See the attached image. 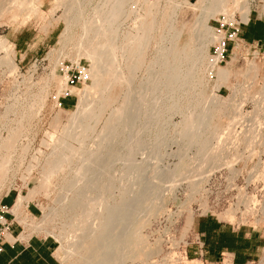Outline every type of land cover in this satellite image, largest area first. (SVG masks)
<instances>
[{
    "label": "rangeland",
    "instance_id": "obj_1",
    "mask_svg": "<svg viewBox=\"0 0 264 264\" xmlns=\"http://www.w3.org/2000/svg\"><path fill=\"white\" fill-rule=\"evenodd\" d=\"M101 1L102 0H91L87 2L88 4L86 3L85 5L83 16H86V19H89V17L91 18V10H93ZM146 1L148 3H156V11L158 13L156 20L157 28L152 30L153 32L151 31V43L145 52H143L142 55L140 54V56L135 60V63L140 65H138L139 69H137L135 72V78H133L134 80H132L130 85L126 82V78L120 79V81H117L116 78H114L111 80L110 85L106 87L108 84L107 77H104L100 83H96L94 85L93 90L96 93L91 96L97 98L100 114H98L97 111L99 118L96 122H90L94 131H92V135L89 134V138L85 140V148L92 149L94 147V142L97 140V134L111 116L113 109L124 103V95L126 94V90L136 87L137 90L141 92L137 86L143 84L145 81L144 79H146L147 71H145V67L147 66L146 64L154 59L156 55V43L159 41L160 36L166 35L168 39L173 41L174 53L181 59L182 64H184L191 55L192 47L194 50H197V47H199L196 41H193L195 43H193L194 46H192L191 42L188 41V36H190L189 30L194 24L196 17L200 15V9L192 7V4H194L196 0H174V2H178V5L171 16V19L173 18L172 25H168V22L166 21L164 22L161 14L165 8L167 9L169 6H171V0ZM232 1L233 0H225L228 8L225 15L217 14L213 17H210L206 22L207 26L210 27L211 31L216 36H218L219 39L224 36L227 38L233 32L232 28L229 27V25L232 23H239V26L240 24L244 23L241 18V12L244 10L249 11V18L253 16L264 18V0H241L242 3L240 2L239 7L237 8H235L236 6H234ZM53 2V0L34 1L35 7H37L38 11L40 12L36 16L30 15L29 17H26L22 15L21 17L17 15L18 13L15 12V9L11 10V12L6 11L0 16V39L5 40V42H7V46H10V49H13L10 53L6 45L0 46V148H2L0 149V156H6V148L13 147L14 149L11 154L12 157L10 160L9 171L6 173L5 178L0 181V198L10 190H16L17 192H21L20 195L27 196L29 190L34 189V195L28 201L33 200L42 211V217L37 220L36 224H42L41 220L44 218L43 215H46L49 210L51 211L54 209H59L60 215L54 218V220L52 219L53 221L51 220L47 224H43L46 226L45 228L42 227V225L41 228L36 231L34 230V227L37 225H34L32 221L28 222L26 220L25 223V221L22 222L21 220L20 222L24 226L31 228V233L52 236L57 241L58 247L63 245L62 247H66L68 249L72 246V248L75 250L77 243L71 241L78 240V236L80 235L78 226L82 220L83 211L88 201H90L88 204L95 206L94 208L96 211H100L101 207H99V202L104 198L106 194L105 192L107 190V193L113 194V202L115 203L116 201L118 202L120 200V193L122 191L126 190L129 192L132 190L128 194L131 198L133 194V196L140 195L144 189L148 190L149 188L150 192L148 190L144 191L146 193H142V195H146H144V203L142 204L143 206L138 208L140 212L138 210H134L132 213L133 218H135L139 224L141 243L140 241L138 242L139 244L137 243L133 253H130V255L124 260L123 264H230L231 262L229 256H224V260L219 259L212 262L206 258L205 254L203 257L194 255V260L188 257V250L192 251L193 247L197 245L198 240L200 242L202 241V237L198 235L196 225L197 221L202 215L210 211L209 207L211 206L213 200L218 199L220 206L224 205L225 208H227L229 205L232 207L231 209H234L235 213L237 214L234 216V221H229L224 217V213L223 215H219L217 211L212 212V214H214L220 221L222 220L226 224L231 223L234 226L239 225L240 228L243 229H253L255 234L261 236V244L258 248V251L249 259V262L246 264H264V51L258 50L254 45L244 43L240 39V36L237 35L236 37H232V41H225V60L223 63L213 67L212 69L208 65V59L215 56L214 53L217 48L218 41L214 40L205 47L206 59H204L205 61L203 60V65L199 67V70L197 69L193 75L194 89L192 88L193 92L191 91L192 89H190V93L192 95L194 93V102L192 98H189V100H191L193 103H190L191 106L195 105L194 108L196 109L197 106L198 109H204L208 106V104L210 105V102L213 101L212 96L217 95L220 99H225L228 96H232V86L243 85V92H241V94L235 93L233 99L228 102V105H225V109H230V106L231 109L232 107L233 109L237 107V109H239L241 113L245 115L243 120H239L244 123L238 121L239 124H234L236 126H233L232 128V136L231 134L228 135L230 138H228L224 133V131L226 132L228 130L226 129V126L229 122L228 118L222 117L219 119L217 116H215L209 122V126H211L210 128L212 131L218 130V135H214L217 137V140L215 139L216 137L209 135L211 133L208 132L209 134L204 133L203 136H197L198 138L194 136L195 139H199L197 140L196 144L193 145L189 143V140L187 143L191 145H185L188 139L178 137V127L175 126L180 122L181 117L177 113L172 114L169 116V119L164 120L163 124H161L164 130L162 135L164 144L162 147L160 146V159L157 160L154 159L152 155H148L149 148L152 146L151 143H153L152 141L154 139L152 132L145 134L146 137H143L144 139L146 138L145 141L147 143V145L142 148L143 151L139 149V152H137L138 150L136 151L137 155L134 153V158H132L134 164L140 162V160L145 161L146 170L142 172L143 177H141L143 179L145 178L144 181L143 179L141 180V183L142 181L144 182V184L142 183L143 185L139 184L140 182H135L138 174L131 171L128 174V177L120 182L121 174L123 175L122 172L124 171L121 163L118 162L117 158L113 157V154L115 157L117 155V157H119V153H122L120 151L122 150V145H119L120 147L115 146V140L117 138L113 140L112 137L110 143H113V141L115 142L112 145L109 143L108 146L110 147H106L108 155L104 150L101 153L100 158L101 160H104V162H102L103 165L106 163V160L109 162V159L111 160L112 158L113 159L110 162L114 161L113 165L115 163L116 164L112 167V170L110 169V171L107 173L112 178L105 179L106 183L105 180H103V182L99 181V183L102 182L101 188L97 181L98 179L100 180L101 175L99 176V174L101 173L100 167L102 163L98 166L99 169L96 167L90 170L92 174L90 172L87 173L86 178H88H82V180H80V184V178L75 179L77 177L75 170L79 164V162L76 161V163L74 162L75 164L72 163V166L70 164L65 166L66 168H62L64 171L62 170L56 172L55 175L50 178L49 181L51 182H49L50 184L47 185V190H44L41 186L42 183L40 182L42 172L41 168L44 167L46 155L50 152V145H52L50 143L51 140L49 139V136L52 135L54 138L60 136L62 128L66 125L71 117L70 112L75 111L78 101V91L85 85H91V79L88 76V81L85 84L67 85L68 88L74 89L72 93H65L66 90L64 88L57 87L59 86V78L66 76L65 71L70 68L71 64L76 63L75 60L80 54L81 47L77 46L78 43L75 41L79 37L78 34H81V29L79 25H76L71 31L70 39H63L60 36L61 31H63L62 29L65 28V21L61 17L63 8L61 6H59V8L58 6L56 7L54 4L55 2ZM52 4H54L56 9ZM53 8L54 10H52ZM138 8L139 5L136 7L137 13H142L143 10ZM238 8L240 9L238 10ZM203 16L207 17L208 13L206 11L203 12ZM150 20L151 18H148V23H151ZM121 21V32L122 30L123 32L133 30L134 19L132 16L124 18ZM55 28H57V31L53 35V39H50V36H52V34L50 35V32ZM216 30H221V37L218 35ZM20 34H27L29 38L35 37L33 44L28 47L26 55L23 53H18L12 42ZM48 40H50L49 43ZM78 47H80V49ZM9 54L12 58L13 64L16 67L14 71H10L4 63L6 55ZM77 62H80L81 65H84L86 69H88L90 66V61L85 57H79ZM229 62L230 66H226ZM120 64L122 73L126 75L127 71L123 66L124 62L122 60H120ZM254 65H257L256 67L258 71L256 73L254 70ZM224 67H229V70L231 71L229 73L224 72ZM156 69L157 67H155L154 71ZM141 81L143 83H141ZM138 91L132 90L133 101H136L138 96H140ZM136 92L138 95L135 94ZM68 93L70 95L65 99H62L64 94ZM134 96H137L136 99ZM148 98L149 103L151 102V98ZM132 99H130V101ZM186 99L188 98L182 99V102L184 100L182 103L183 106L187 105V102L185 101L188 100ZM63 100L67 101L63 102ZM133 101H131L132 104H129V108L131 105L135 104ZM59 102H61V107L57 106ZM70 102L72 103L71 106L69 104ZM30 105L31 107L33 105V110L31 109ZM149 105L150 103L148 106ZM29 108L30 110H28ZM256 114L257 116H255ZM246 119H248L247 122ZM55 120L57 121L56 123L54 122ZM54 124H56V126ZM121 124L119 127L117 126L118 129L116 130L118 131V134L122 132V136L119 135V138L121 140L124 139L122 141L125 142L127 139H129V135L131 138V134H129L130 132L128 133L129 135H127L130 127H127L124 131L123 129L125 127H122ZM120 127L123 129L121 130ZM123 131L125 132L124 136ZM94 138H96V140ZM213 139L215 141H221V145L219 142H215ZM201 140L204 143L208 142L209 146L212 145V147L209 148H212L213 150L215 147H217V144L218 146L222 147L223 143L224 145L221 151L222 153L220 152L221 156L219 159L223 158L221 160H223V162L226 161L227 164L210 172H204L201 175H194L196 169L195 166L198 161H192V158H194L195 154L199 153V148L201 149V152H203L205 149L202 147L203 142ZM73 141L74 140L70 141V144H73V147H77L78 143L76 144V141ZM195 141L196 140H194V142ZM148 144H150V147ZM9 145L11 147H9ZM214 145L215 147H213ZM209 148H206L207 150L205 149V152H208L210 150ZM111 149H113L112 152H110ZM183 152H186V154ZM109 154L112 157H109ZM183 154H185V156ZM178 155H180V157L183 155V160H179L180 157ZM187 158H189L188 160L190 161H188ZM150 162L151 164H149ZM75 165L76 168H74ZM181 165L184 167L182 166L183 168H181V170H183V172L180 170V175L184 176L185 174L187 176L189 174V177L182 179L178 178L179 180L177 179L178 181L176 180V182H166L161 184L159 181H156L158 180V177L155 178L157 176L156 174L160 172V170L163 171V169H166L165 171H167L168 169V171H171V169H174V166L178 167ZM70 167L71 169H69ZM203 168L206 170L209 168V166ZM148 170L150 172H148ZM213 172H218L221 177L214 182L207 183L205 179ZM133 175L136 177H133ZM153 175L155 177L151 178ZM150 178L153 179L151 182L154 183L149 184V187L146 188L145 184L148 186V183L145 181L149 182ZM197 178L201 181L199 180V182H197L198 185L194 187L193 179L195 180ZM83 180L86 182H82ZM130 181L132 184H129ZM156 182L157 185H159L158 187L155 185V188L154 184H156ZM69 183L72 184L70 185L72 187L69 186ZM92 183L94 185L96 184V186H93ZM84 184L87 188L84 187ZM191 184L193 185L191 186ZM102 186H104V188L106 187L107 190ZM141 186H144V189ZM158 191L161 192V198L159 195V199L157 195L159 193ZM77 193L83 195H80L81 197L76 196L75 194ZM154 193L157 194L155 195ZM73 194L75 197H79L78 200L73 196ZM147 195L149 196L148 198L152 199H148ZM63 199L66 202L70 201L69 203H72V201H76L77 203H72L71 207V204L68 202V204L63 202ZM79 200L81 201L78 202ZM110 202L113 203L112 200ZM63 203H66L65 205H69L70 207L64 206V209H60ZM246 203H249V205L246 206ZM152 205H157L161 208L153 212L150 211ZM23 206L20 208L16 216L22 214ZM67 209L68 211H66ZM80 211L82 214H80ZM189 217L192 218V221L189 225H187ZM94 220L95 219L93 218L88 220L87 223L90 227L96 225L97 221ZM0 237L4 242L6 238V232H3V228L1 227ZM58 239L60 240V243ZM70 242L72 245L68 246V243L70 244ZM72 248H69V251H71ZM126 251V249L123 251L119 250L117 257L124 255ZM146 253L148 256H146ZM57 259L62 264H74L75 258L72 257L70 260H64L63 258L59 257ZM118 261L117 264L120 263V259Z\"/></svg>",
    "mask_w": 264,
    "mask_h": 264
},
{
    "label": "bare ground",
    "instance_id": "obj_2",
    "mask_svg": "<svg viewBox=\"0 0 264 264\" xmlns=\"http://www.w3.org/2000/svg\"><path fill=\"white\" fill-rule=\"evenodd\" d=\"M34 1L33 0H1L0 1V16L6 11L11 12V10L13 9H15V12L18 13L17 15L21 17L22 15L26 17H29L30 15L36 16L40 12L38 11L37 7H35ZM53 1L55 2L53 3L55 4L56 7L58 6L59 8V6H61L63 8V13L61 17L65 21V28L62 29L63 31H61V34H60V36L63 39H67V40L70 39L71 31L73 27H75L76 25L80 26L81 34L80 35L78 34L79 37L77 36L78 38L75 42L79 44L78 45L76 43L77 46L81 47V51L75 61L77 63L79 57H85L90 61V66L87 69V75L91 79V85L89 86L85 85L82 89L78 91L77 93L78 101L75 107V111L70 112L71 117L69 121L66 123V125L62 128L60 136H58L57 138H54L52 135L49 136V139L51 140L50 143L52 145H50L51 146L50 152L46 155L44 167L41 168L42 172H41L40 182L42 183L41 186L44 190L45 189L47 190L46 187H48L47 185L50 184L49 182H51L49 180L50 178H52L53 175H55L56 172L62 171L63 170L62 168L70 164L72 166V163L74 162L76 163V161L79 162V164H78L77 169L76 170L73 169V170H75L76 175H77V177L75 176L76 177L75 179L80 178L79 179V183H80V180H82V178H86L87 176L86 174L89 173L90 170L98 167L102 162H104V160H101L100 158L101 153L104 150L106 151V147H110L108 146V144L112 140V137H113V140L117 138L115 140L116 142L113 141V143L115 142V146L122 145L121 147L122 150H120L119 148V150L122 152L121 154L119 153V157H117L118 155L115 157L113 154V157L117 158L118 162H120L123 167L124 172H122L123 175L121 174L120 182L123 179H126L128 177V174L131 171L134 173L136 172L138 174L137 177L133 175V177H136L135 182L137 183L140 182L139 184L143 185L144 184L143 181L145 178L143 179L141 177H143L142 172L146 170L145 161L140 160V162H137L134 164L132 158H134V155L136 154L137 150H138L137 152H139L140 150L143 151L142 148H144L145 145H147L145 141L146 138L144 139L143 137H146L145 134L152 132L154 139L152 141L153 143H151L152 144L151 147H150V144H148L150 148H149V153L148 152L147 153L148 155L150 154V156L152 155L154 159H157V160L160 159L161 157L160 155L161 152H159V150L161 149L160 146L162 147V145L164 144V141L162 139L164 130L161 124H163L164 120L169 119V116L172 114L177 113L181 117L180 122L177 123L175 126L178 127V132H177L178 137L188 139L187 141L185 140L186 141L185 145H188L189 143L193 145L196 144L197 140L199 139H195V137L198 138L197 136H201V135L203 136L204 133L206 134L209 132L211 133V134L208 133L209 135H213V136L218 135V132H217L218 130L212 131L210 128L211 126H209V122L215 116H217L219 119H221L222 117L228 118L229 122L226 126L227 127L226 129L228 130L226 132L224 131L225 135H227L228 138H230V136L228 135L231 134L232 136V128L233 126L234 127L236 126L234 124L236 123L239 124V122H241L239 120L244 119L245 115H243L241 111L237 109V107L235 109H233L232 107L231 109V106H230L229 107L230 109L228 110L225 109L226 108L225 105H228V102L233 99V97L235 96V93L241 94V92H243V87H242L243 85L242 86L233 85L231 88L232 96H228L225 99H220L217 95L212 96L213 101L210 102V105L208 104V106L204 109H198V106L196 109L194 108L195 105L191 106L190 104L192 103V101L189 100V98H192V100L194 98L193 97L194 93L193 95L190 93V89L192 88L194 89L193 75L195 71L203 65L202 64L203 60L206 59L205 47L209 43H212L214 40L219 42L222 39V38L219 39V37L216 36L211 31L210 27L207 26L206 22L210 17H213L217 14L225 15L228 9L227 3L225 2V0H196L195 3L192 4V7L200 9V15L196 17L194 24L191 26V29L189 28L190 36H188L189 37L188 41L191 42L192 46H194L195 44L193 41H196L199 45V47H197V50H194L192 47L191 55L188 57L187 61L184 64H182L181 59L177 57L174 53L173 41L171 39H168L166 35L160 36L159 41L156 43V49H155L156 55L154 59H152L146 64L147 66L145 67V71H147L146 79H144L145 80L144 83L141 81V83L143 84L138 83L140 85L137 87L138 89L141 90V92H139L136 87L132 89L129 87L130 89L129 90L127 89L126 94L124 95V99H125L124 103H122L119 107L113 109L111 116L109 117L107 122L103 125L100 132L97 134V137H96L97 140L96 138H94L96 140L94 142V147L92 149L85 148L86 147V145L84 146L85 140L88 139L89 138L88 135L89 134L92 135L93 133L92 131H94L93 126L91 125L90 122L91 121L96 122L97 119L99 118L98 114H100L99 107H98V100L96 97L91 96L94 93H96L93 90L94 85L96 83H100L104 77H107L108 79V84L106 87L110 85L111 80L114 78H116L117 81H120V79L126 78V82L129 85L132 83V80H134L133 78H135L134 74L137 71V69H139L138 65H140V64L135 63L136 62L135 60L140 56V54L142 55V53L145 52V50L149 47L151 40H152L151 31L157 28V25H156V20H157V15H158L156 11L157 6H156V3H148L146 0H102L93 10H91L92 17L91 18L89 17V19H86L87 17L83 16L84 8H85L86 3L91 0H53ZM170 2L172 3L171 6L168 5L169 8L167 9L165 8V10H163V12L161 13L163 21L168 22L167 23L168 25L173 24L172 23L173 18L171 19V16L174 13L175 8L178 5L177 4L178 2L176 3L174 2V0H171ZM240 2L241 0L232 1L234 6H236L235 8L239 7ZM54 4L52 5L54 6ZM138 5H139L138 9L143 10L142 13H139V14L137 13V10H136V7ZM54 8L52 10H54ZM239 9L240 8H238V10ZM205 11L208 13L207 17L203 16V12ZM241 15H242L241 16L242 21L246 23L249 18L248 17L249 11L244 10L243 12H241ZM39 16H42V15H39ZM129 16H132L134 19L133 30L125 31V32H123L122 30L121 32L120 30V24H122L121 20ZM148 18H151L150 20L151 23H148ZM4 45L7 46V42H5V40L0 39V46H4ZM80 47L78 48L80 49ZM7 49L10 51V53L13 50V49H10V46H7ZM120 60L124 62L123 66L126 68L125 69L127 71L126 75L122 73V70H121L122 68L120 67L121 65ZM216 61H217V58H209L208 65L211 68L215 67ZM4 63L6 64V66L8 67L10 71H14L16 69L15 65L13 64L10 54L6 55L4 59ZM228 65L230 66V62L226 66ZM256 66L257 65H254L255 73L258 71ZM155 67H157V69L154 71ZM141 68H142V65H141ZM224 70H225L224 72L226 73H229L231 71L229 70V67L228 68L224 67ZM66 80H67L66 76H64L63 78H59V83H58L59 86L57 87L64 88L66 90L65 93L67 92L72 93L74 89L67 87ZM193 89L191 90L192 92H193ZM132 90L138 91V93L140 94V96H138L137 99H136L137 96L136 97L134 96L136 101H133L132 99L133 98ZM138 93L136 92L135 94L138 95ZM148 97L151 98V102H149L150 103L149 106H148L149 104ZM185 98H188L186 99L188 101H185L187 102L186 103L187 105L183 106L182 103L184 102V100L182 102V99H185ZM130 99H132L131 101H133L135 104L131 105V107L129 108L130 106L129 104L131 103ZM31 109L33 110V105ZM28 110H30V108ZM97 111H98V114H97ZM255 116H257V114ZM56 120L54 121L55 123L57 122ZM247 120L248 119H246V122ZM241 123H244V122H241ZM120 124L122 125V127H125L124 129L120 127L121 130L123 129L125 131L127 127H130L131 129V131L129 129L127 132V135L131 134V138L129 135L128 136L129 139H127L125 142L122 141L124 139L121 140L119 138V135L122 134V132H120L121 130L119 129L120 130L119 134H118V131L116 130L118 129L117 126L119 127ZM54 125L56 126V124ZM124 131H123V136L125 133ZM177 133L175 132L176 135ZM222 135H219V136H222ZM193 138L194 140H196L195 142ZM215 139L217 140V137ZM72 140L76 141V144L78 143V146L76 145L77 147H73L72 146L73 144H70V141ZM189 140L190 142L187 143ZM223 140H224V136H223ZM215 142H219V141H215ZM113 143L111 142L110 145H112ZM223 145H224L223 143H222V147L218 146V144H217V147H215L214 145L213 146L215 147L214 150L212 148L211 150L209 147H212V145L209 146L208 142H205V143L203 142V146L202 145L201 146L204 147L205 149L209 148L210 150L208 152H205L207 149L205 150L204 148H202L204 149V151L201 152V149L199 148L198 150L199 153L195 155L193 154L194 158H192L193 159L192 161L194 160L198 161V162L195 161L197 162V164L195 166L196 169H195L194 175H201L204 172H210L212 170L218 169L219 167H222L223 165L227 164L226 161L223 162V160H221L223 158L219 159L222 153L221 151L223 149ZM9 147L11 146L9 145ZM13 150H14L13 147L6 148V152H7L6 156L5 157L0 156V181L5 178L6 173L9 171L10 160L12 157L11 154ZM112 150L113 149H111L110 152H112ZM183 153L186 154V152H183ZM115 154H116V151H115ZM185 154L183 155L185 156ZM178 156L180 157V155ZM182 156L180 158L178 157L179 160L180 159L183 160ZM109 157H112V156H110L109 154ZM112 159L111 160L109 159V162L106 160V163L104 165L103 163L101 164V167H100L101 173L99 174V176L100 175L101 176H100V180L98 179L97 183H99V181L103 182V180L105 179L112 178L107 174L108 171H110V169L112 170V167L116 164L115 163L113 165L114 161L110 162L112 161ZM188 159L189 158H187V160ZM149 164H151V162ZM182 166L183 165L178 166V167L174 166L173 167L174 169L173 170L171 169V171H168V169L167 171H165L166 169H163V171L160 170V172H158L157 174L155 173L157 176L154 174L156 177L153 175L151 176V178L158 177V180L156 181H159L161 184V183H166V182H176L178 178L182 179V178L189 177L188 176L189 174L187 176L185 174L184 176L180 175L181 174L180 170L181 168L184 167ZM206 166L207 167L209 166V168L205 170V168L203 167H206ZM74 168H76V165L74 166ZM69 169H71V167ZM97 169H99V167ZM181 171L183 172V170ZM148 172L150 171L148 170ZM151 178L149 182L145 181L146 183H148V186L147 184H145L146 188L149 187V184L154 183V182H151V180H153ZM142 179H143L142 181L143 184L141 183ZM197 179L195 180L193 179L194 187L198 185L197 182H199L200 180V179L198 180ZM82 182H86V181L83 180ZM102 182L99 183L100 188H101ZM105 183H106V180H105ZM96 184L95 185L93 184V186H96ZM129 184H132L131 181ZM70 185L72 184L69 183V186ZM155 185L158 187L159 184L157 185V182H156L154 186ZM192 185L193 184H191V186ZM0 187H1V184H0ZM79 187H82V186H79ZM84 187H86L85 184H84ZM102 187L104 188V186ZM141 187L143 188L144 186H141ZM148 190L144 189V191H148ZM107 191L105 192L106 194L104 198L101 199L99 202V207H101L100 211H96L94 208L95 206H91L90 204H88L90 201H88V203L86 204L85 209L83 211L82 220L78 226L80 230V235L78 236V240L71 241V242L77 243L76 249L74 250L71 246L69 248H72L73 251L71 249H70L71 251H69V248L68 249L66 247L64 248L62 247L63 246L62 245L61 247H58L56 252H54V256L56 258L61 257L64 260H70L72 259V257H74L75 258L74 264H117V261L120 259V263L118 264H123L124 260L130 255V253H133L134 248L136 247L137 243L140 241L141 234L139 233L140 228H139V224L137 223L138 221L135 220V218H133L132 213L134 212V210H138V208L143 206L142 204L144 203V195L146 194L142 195L144 191L143 192L141 191L142 193L141 194L139 193L140 195L133 196L134 195L133 194L132 197L130 198L128 194L132 190H130L129 192L125 190L120 193V200L114 203L113 194L107 193ZM77 194L75 195L76 196L81 195L80 193L78 195ZM95 194H98V193H95ZM154 194L156 195L157 193H154ZM160 194L161 192L157 194L158 199H159ZM33 195H34V189L29 190V193L27 196L18 195L15 200L16 201L15 204L12 205L13 207L9 210L13 214L17 215L20 208H22L24 202H27L30 198H32ZM148 197L149 196L147 195V198ZM75 198H77L78 200L79 197H75ZM160 198H161V195H160ZM148 199H152V198H148ZM111 200L113 203L110 202ZM62 201L66 202L64 201V199ZM80 201L81 200H79L78 202ZM253 201H250V202H253ZM67 202L69 203L70 201H67ZM74 202L76 201H72V203ZM72 203H69L71 204L70 205L71 207H72ZM65 204L63 203L60 209H64L63 208L64 206L70 207L69 205L66 206ZM247 205H249V203L248 204L246 203V206ZM160 208H161L160 206L152 205L150 211L154 212L155 210L157 211ZM66 211H68V209ZM59 212H60L59 209L58 210L54 209L51 211L49 210L46 213V215L45 214L43 215L44 218L43 220H41L42 224L41 225L36 224L37 226L34 227V230L35 231L39 230L43 224L45 225L48 222H50L52 219L54 220V218L60 215ZM234 213H235L234 209L228 208L226 211H224V217L226 218V220L234 221V216H235ZM80 214H82L81 211H80ZM90 218L91 219L93 218L97 221L96 225L94 224L95 226L93 227H90L87 223ZM23 221H25L26 223V219H22V222ZM191 221H192V218L189 217L187 221V225H189ZM44 225L42 227L45 228L46 226ZM7 239L12 241V239L9 236L7 237ZM71 242L70 244L68 243V246L72 245ZM59 243H60V240H59ZM125 249L127 250L125 254L122 256L120 255V257H117L119 250L123 251ZM146 256H148V254ZM138 257L140 258L139 255Z\"/></svg>",
    "mask_w": 264,
    "mask_h": 264
},
{
    "label": "crops",
    "instance_id": "obj_3",
    "mask_svg": "<svg viewBox=\"0 0 264 264\" xmlns=\"http://www.w3.org/2000/svg\"><path fill=\"white\" fill-rule=\"evenodd\" d=\"M56 31L57 28L50 32V35L52 34L50 39H53ZM239 36L244 43L264 51V18L258 16L248 18L246 23H242ZM34 39L35 37L29 38L27 34H20L12 42L18 53L26 55ZM65 101L67 100H63ZM69 104L72 105L71 102ZM20 194L21 192L16 190L8 191L0 198V206L11 209ZM3 216L8 223V230L5 231L6 238L3 251L0 253V264H62L54 256L58 248L55 238L31 233L32 229L20 222L25 218L36 225L37 220L42 217V211L33 200L24 203L21 215L16 216L8 211ZM196 225L198 235L202 237L204 243L201 249L196 245L192 251L188 250L189 258L193 260L194 255L199 256L200 252L199 257L205 254L211 262L224 260V256H229L230 264H246L261 244V236L255 234L253 229H236L212 216L201 217ZM8 236L12 241L7 239Z\"/></svg>",
    "mask_w": 264,
    "mask_h": 264
},
{
    "label": "built area",
    "instance_id": "obj_4",
    "mask_svg": "<svg viewBox=\"0 0 264 264\" xmlns=\"http://www.w3.org/2000/svg\"><path fill=\"white\" fill-rule=\"evenodd\" d=\"M241 25L242 24H240V26H239V23H232L231 25H229V27L232 28L233 32L227 38H225V36H224V37H222V39L219 42H217V48H216L215 53H214L215 56L212 57V58H217V61L215 62V66L224 62V60H225L224 53L226 52V50H225V45H226L225 43L226 42L225 41H232L233 40L232 37H236L237 35H239ZM216 31L218 32V35H221V33H220L221 30H216ZM212 69H213V67H212ZM65 72H66V77H67L66 85H68V84L69 85L85 84L88 81L87 69L84 65H81L80 62H77L75 64H71L70 68L67 69ZM69 95L70 94H64L62 99H65ZM57 106L61 107V102H59L57 104ZM220 177H221V175H219L218 172H213L207 176L205 181L207 183L208 182H214ZM209 208H210V211H208L206 214L202 215L201 217L212 216V217L218 219L214 214H212V212L217 211L219 215H223L224 211H226L228 208H232V207H230L229 205L227 206V208H225L224 205L220 206L219 200L214 199ZM8 211H9L8 208L0 206V227L3 228V232L8 230V224L6 223L4 216H3V214L7 213ZM234 214L237 215L236 213H234ZM221 222L225 223L222 220H221ZM228 224L231 225L232 227H235L236 229L240 228L239 225L234 226L231 223H228ZM3 243L4 242L1 240V237H0V253L3 251ZM197 246L199 247V249H201L203 246V242L202 241L200 242L198 240ZM200 255H201V253L199 252V256Z\"/></svg>",
    "mask_w": 264,
    "mask_h": 264
},
{
    "label": "trees",
    "instance_id": "obj_5",
    "mask_svg": "<svg viewBox=\"0 0 264 264\" xmlns=\"http://www.w3.org/2000/svg\"><path fill=\"white\" fill-rule=\"evenodd\" d=\"M203 243H204V241H203ZM189 257V256H188ZM191 259V258H190Z\"/></svg>",
    "mask_w": 264,
    "mask_h": 264
}]
</instances>
